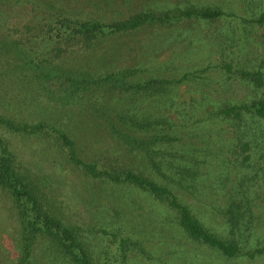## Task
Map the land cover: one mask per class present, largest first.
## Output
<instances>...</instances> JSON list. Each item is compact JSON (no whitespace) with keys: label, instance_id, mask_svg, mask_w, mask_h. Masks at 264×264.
<instances>
[{"label":"rangeland","instance_id":"obj_1","mask_svg":"<svg viewBox=\"0 0 264 264\" xmlns=\"http://www.w3.org/2000/svg\"><path fill=\"white\" fill-rule=\"evenodd\" d=\"M48 7L103 24L137 14L168 13L170 20L104 36L91 48L65 38L41 43L33 38L39 29L29 33L25 25L37 24ZM189 8L219 9L224 16L174 18ZM263 13L264 0H0V117L65 134L75 158L98 171L130 169L169 187L207 230L239 247L236 257H223L190 240L174 213L147 193L87 176L65 147L43 133L0 126L22 173L45 204L78 229L93 264H264V255H255L264 244V135L258 132L264 127L247 115L239 121L218 114L264 96L239 78L242 71L264 74V24L257 23ZM58 47L62 52L54 57ZM46 57L51 63H44ZM108 75L125 85L152 79L172 84L141 96L122 92ZM69 79L80 82L77 90ZM60 81L66 84L58 86ZM121 116L165 122L156 128L175 141L153 144L157 168L115 133L129 132ZM15 215L0 191V264L20 258ZM30 260L70 264L43 240L33 245Z\"/></svg>","mask_w":264,"mask_h":264},{"label":"trees","instance_id":"obj_2","mask_svg":"<svg viewBox=\"0 0 264 264\" xmlns=\"http://www.w3.org/2000/svg\"><path fill=\"white\" fill-rule=\"evenodd\" d=\"M54 10V7H48L47 12H44V15L39 19L37 24L25 25V30L29 33L35 29H39L37 37L35 35L33 38H41L39 40L41 43L45 40H57L60 42L61 39L65 38L67 43L77 40L81 44L86 45L87 48H91L94 43L104 36L135 30L148 23L166 24L170 20L168 13L156 16L151 14H137L124 21L103 24L97 21H80L63 16L62 13ZM222 16H224V13L219 9L189 8L177 13L174 18L215 21ZM257 23L264 24V13L259 16ZM56 50L58 54H54V57L59 56L62 52V49L59 47ZM23 52L26 62H32L28 61L32 57L29 50L23 49ZM44 63H51L50 57L44 58ZM225 69L230 72L229 65H226ZM187 78L188 76H184L177 82H183ZM239 78L243 81L251 82L256 88L262 89L264 93V74L261 71H242L239 73ZM105 79L107 81L112 80L114 85L118 86V89L122 92L134 90L138 95L145 96L147 94L150 97L162 91L165 86L172 84L170 81L152 79L142 84L125 85L122 83L120 76L116 78V76L108 75ZM67 81V84L71 86L72 90H77L76 87L80 82L73 79ZM64 84H66V81H60L57 85L64 86ZM218 114L227 119L239 121H242L243 117L247 115L250 120L260 123L264 127V96L248 104L224 106ZM119 120L122 125L127 127V131L129 132L128 134H123L119 130H114L118 137L125 140L127 146H130L132 151L139 149L144 152L152 165L157 168L158 163H155L151 157L155 155L151 151L153 144L175 141V138L170 137L168 134H160L159 129L156 128V126L164 124L165 122L158 120L155 122L146 121L138 123L133 119L128 121L126 117L124 118L122 116L119 117ZM0 126H6L13 132L28 134L43 133L45 136L55 139L61 146L67 149L70 160L76 165L81 166L87 176L93 179L104 178L116 185H130L147 193L155 200L163 203L174 213L179 227L190 240L211 250H215L228 259L238 255L239 247L235 241L226 242L207 230L193 215L191 208L183 204L169 187L159 185L144 176V174L130 169L112 167L109 172L98 171L94 164H86L75 158V147L65 134L58 131L55 132L54 129L48 128L45 125L38 124L29 126L27 124H15L9 119L0 117ZM131 132L134 134L131 135ZM258 132L259 134L262 133V136L264 135L263 129L259 128ZM140 135H144L145 138H139L138 136ZM247 148L248 145H242L243 150ZM0 191L7 195L15 211L19 225L20 258L17 264H33L30 260L32 247L40 240L51 243L56 250L60 251L68 259L70 264H93L90 254L83 246L78 229L66 224L45 204L36 187L20 170L15 156L3 140L1 133ZM255 255H264V244L261 249L255 252Z\"/></svg>","mask_w":264,"mask_h":264}]
</instances>
